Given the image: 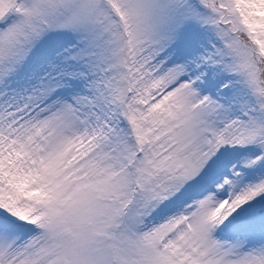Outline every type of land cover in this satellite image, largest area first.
<instances>
[{"label":"snow or ice","instance_id":"obj_1","mask_svg":"<svg viewBox=\"0 0 264 264\" xmlns=\"http://www.w3.org/2000/svg\"><path fill=\"white\" fill-rule=\"evenodd\" d=\"M0 264H264V0H0Z\"/></svg>","mask_w":264,"mask_h":264}]
</instances>
